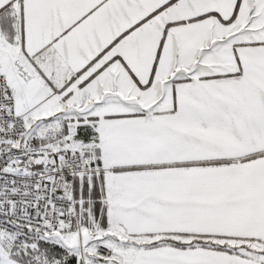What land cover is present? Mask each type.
I'll return each instance as SVG.
<instances>
[{"label": "snow or ice", "instance_id": "6c2138e0", "mask_svg": "<svg viewBox=\"0 0 264 264\" xmlns=\"http://www.w3.org/2000/svg\"><path fill=\"white\" fill-rule=\"evenodd\" d=\"M0 264H264V0H0Z\"/></svg>", "mask_w": 264, "mask_h": 264}]
</instances>
